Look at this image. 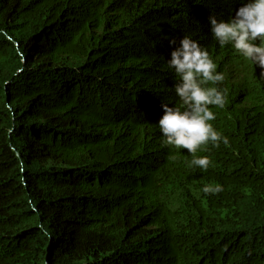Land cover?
I'll list each match as a JSON object with an SVG mask.
<instances>
[{
    "label": "trees",
    "instance_id": "trees-1",
    "mask_svg": "<svg viewBox=\"0 0 264 264\" xmlns=\"http://www.w3.org/2000/svg\"><path fill=\"white\" fill-rule=\"evenodd\" d=\"M241 6L0 0V264H264V69L208 21ZM185 35L225 76L207 170L158 127Z\"/></svg>",
    "mask_w": 264,
    "mask_h": 264
},
{
    "label": "clouds",
    "instance_id": "clouds-1",
    "mask_svg": "<svg viewBox=\"0 0 264 264\" xmlns=\"http://www.w3.org/2000/svg\"><path fill=\"white\" fill-rule=\"evenodd\" d=\"M242 6L227 19L208 17L210 32L221 48L231 47L240 57L264 69V0H241ZM167 59V68L174 72V91L180 106L163 104V115L158 121L163 143L176 149H186L192 155L190 166L207 170L208 156L197 152L209 143L219 147L228 145L229 139L219 132L212 121L216 114L212 107L223 108L227 92L219 87L225 80L207 48L191 36L177 41ZM205 194H214L222 188L205 185Z\"/></svg>",
    "mask_w": 264,
    "mask_h": 264
},
{
    "label": "rangeland",
    "instance_id": "rangeland-1",
    "mask_svg": "<svg viewBox=\"0 0 264 264\" xmlns=\"http://www.w3.org/2000/svg\"><path fill=\"white\" fill-rule=\"evenodd\" d=\"M23 186H25V183H23ZM16 188L18 189L19 188V185H17ZM20 191H21V189H20Z\"/></svg>",
    "mask_w": 264,
    "mask_h": 264
}]
</instances>
